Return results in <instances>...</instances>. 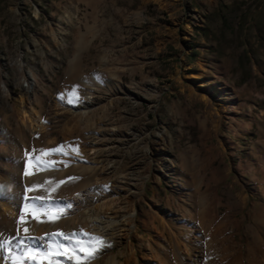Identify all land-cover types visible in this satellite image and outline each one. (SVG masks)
<instances>
[{
	"label": "rangeland",
	"instance_id": "rangeland-1",
	"mask_svg": "<svg viewBox=\"0 0 264 264\" xmlns=\"http://www.w3.org/2000/svg\"><path fill=\"white\" fill-rule=\"evenodd\" d=\"M24 196L73 205L32 237L116 217L91 264H264V0H0L5 236Z\"/></svg>",
	"mask_w": 264,
	"mask_h": 264
},
{
	"label": "snow or ice",
	"instance_id": "snow-or-ice-1",
	"mask_svg": "<svg viewBox=\"0 0 264 264\" xmlns=\"http://www.w3.org/2000/svg\"><path fill=\"white\" fill-rule=\"evenodd\" d=\"M73 99H76V97L74 96ZM35 153L49 158L53 155L63 157L71 153H76L78 155L79 149L77 146L71 148L70 151H66L65 146L60 145L56 149H33L31 152L25 154L26 162L35 163L37 169L44 171L59 170L55 162L49 163L40 160L38 156L34 155ZM63 162L67 167V162ZM29 174L27 170L24 171L25 176ZM66 179L76 180L78 178L69 177ZM52 183L62 184L64 181L56 182L53 179ZM39 188L40 185H33L28 187L26 191L31 192ZM45 191H47V189H45ZM22 199L24 201L23 209L19 213V218L17 220L18 227L16 235L5 236L3 233H0V251L7 253L5 264H39L38 258L40 257L46 258L48 264H91L98 252L107 246L101 237L80 232L63 233L58 231L57 233L45 234L44 237H32L27 235L30 231L28 221L26 220L27 215H31L33 219H38L39 222H43L39 220L38 214L47 216L49 209L56 208L59 212L57 216L51 220L52 223H55V220L63 218V216L66 215L65 210L71 209L73 205L71 203L62 204L55 199L45 200L43 197L29 199L27 196H24ZM21 229L25 235H20ZM81 235H84L86 238L81 240Z\"/></svg>",
	"mask_w": 264,
	"mask_h": 264
},
{
	"label": "bare ground",
	"instance_id": "bare-ground-1",
	"mask_svg": "<svg viewBox=\"0 0 264 264\" xmlns=\"http://www.w3.org/2000/svg\"><path fill=\"white\" fill-rule=\"evenodd\" d=\"M22 114H23V121L25 123H31L33 128L36 129V130H39L40 129V119L39 117L37 116V114L34 113V115H31L29 114L27 111L25 110H22ZM50 183H46L45 187H44V190L47 189L48 190V187H49ZM5 210L6 212L10 213V215L13 214V208H10V207H5ZM0 216H4V214H1L0 213ZM9 221V220H8ZM93 226H94V231H95V236H98V237H101L103 239V241L105 242L106 245H108L109 243L113 242V239L111 236H113V234L109 233V229L111 228H114L115 226V223H116V217L114 218H111L109 221H104L103 219H98L97 217L93 220ZM171 241L173 243V248L175 250H177L179 247V244L178 242H176L174 239H172L171 237ZM177 248V249H176ZM2 252L0 251V256H2L1 254ZM4 257V256H3ZM1 264H5V260L2 259L1 261ZM113 264H121L119 262H116L114 261Z\"/></svg>",
	"mask_w": 264,
	"mask_h": 264
}]
</instances>
